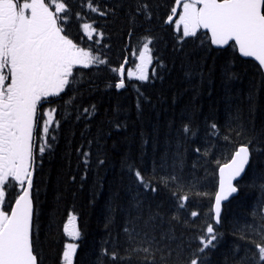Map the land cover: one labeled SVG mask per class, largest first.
I'll use <instances>...</instances> for the list:
<instances>
[{"label":"snow or ice","instance_id":"1","mask_svg":"<svg viewBox=\"0 0 264 264\" xmlns=\"http://www.w3.org/2000/svg\"><path fill=\"white\" fill-rule=\"evenodd\" d=\"M82 6L105 19L125 11L132 66L125 56L117 66L109 67L110 61L102 51L109 46L101 44L104 33L97 30L95 22H84L79 28L89 40L95 36L97 48L82 46V37L72 32L73 17L67 0H0V264H45L35 203L39 190L34 193L37 161L42 167L44 155L54 150L57 137L51 133L59 130L56 115L60 107L71 103L75 120L84 121L85 130L97 115L96 104L77 105L85 83L83 75L77 73L106 67L115 81L109 82L108 88L125 89L127 78L129 83L140 85L134 86L137 110L142 103L151 102L140 91L149 81V66L154 61L152 45L160 40L155 27H145L157 18L150 0H120L111 7L87 0ZM75 19L84 17L77 12ZM159 21L169 31L175 52L182 53L191 40L199 41L200 50L218 54L215 59L222 62L219 79L228 120L222 126L209 115L201 126L193 116L181 114L178 124L176 120L169 123L168 148L160 157L159 168L153 161L151 173L146 174L131 156L121 160L128 183L123 194L118 189L107 202L106 235L97 243L95 258L89 264H211L208 253L216 250L225 236L218 226L227 217L226 204L241 197L248 186L241 181L249 180L252 187L264 193V128L257 135L253 124L247 142L236 143L249 130L243 122V109L233 108L239 97L232 87L240 78L234 71L236 61L251 58L261 81L250 87L245 97L254 119L259 92L264 88V0H174ZM156 63L161 71L167 67L162 59ZM197 70L203 80L202 67L198 65ZM216 71L214 64L208 76ZM192 73L188 66L185 75ZM157 76L153 68L152 78ZM58 101L63 105H57ZM110 123L116 130L121 127L119 122ZM104 139L98 134L87 141V151L83 146L76 149L84 168L82 181L92 171L93 163L96 169L108 163L106 156L93 161L91 151L93 144L102 147L100 141ZM189 156L195 157L190 166ZM210 179L214 181L212 191H201ZM71 181L75 182L74 176ZM162 192L164 198L155 202ZM205 200L207 212L190 211L194 202ZM252 216V223L239 229L238 235L233 231L238 245L235 264H264V210L253 211ZM202 217L203 222L195 226V220ZM178 227L183 229L179 236ZM63 233L72 242L62 245L55 264H82L79 254L84 251L86 237L71 212ZM184 233L192 235L186 237ZM241 241L243 255L239 254Z\"/></svg>","mask_w":264,"mask_h":264},{"label":"trees","instance_id":"2","mask_svg":"<svg viewBox=\"0 0 264 264\" xmlns=\"http://www.w3.org/2000/svg\"><path fill=\"white\" fill-rule=\"evenodd\" d=\"M87 0H67L72 13V32L80 34L79 25L83 20L92 17L97 20V28L104 33L101 44L108 45L105 52L110 61L109 67H115L123 61V57L129 58L128 66L133 65L132 50L127 48L129 43L127 37V18L125 11L120 10L115 16L106 19L92 16L86 6ZM120 0H95L101 7H111L118 4ZM154 14L157 17L152 25L145 27H155L156 33L160 36L159 42L152 45L154 66L158 73L157 78H151L145 82L140 91L150 100V103H142L137 110V96L134 90L139 87V83L132 81L129 83L126 78V88L117 91L108 88L109 82L114 83L113 73L108 68L100 67L91 70L83 69L77 75H83L85 81L82 92L83 98L77 100V105L87 107L88 104L97 105V115L89 122L88 129L85 130L84 121L75 120L74 109L71 103L67 107H60L56 115V120L60 122L58 132L51 133L57 137L54 150L46 153L41 161H37L38 168L35 176V190H39L38 198L35 199L37 205L36 212L39 216L40 235L39 245L45 254V264H55L57 253L62 250V245L69 242L68 237L63 233V224L67 222L68 213L77 216V223L82 236L86 237L85 248L80 252L82 264H89L93 260V252L97 243L106 235L105 217L109 215L108 200L111 194L127 186L128 177L122 174L121 160L125 156H131L132 161L142 166L147 173L153 169V161L159 168L160 157L167 150L166 133L171 121L176 120L181 114L193 116L197 124L203 125L206 116H213L223 126L228 120V113L222 102L223 91L220 83V71L222 66L220 60H216L217 53H208L199 49V41L191 40L183 46L184 51L177 53L173 50V42L169 31L160 25L159 17L169 8L174 0H150ZM126 7V6H125ZM79 12L83 20H76L75 14ZM140 33H137L139 35ZM95 39L84 47L97 48ZM133 47L136 46V39L131 41ZM162 59L167 66L161 71L156 61ZM207 67H203V65ZM215 64L217 71L212 76H208V70ZM201 66L204 72V79L201 80L197 66ZM191 66L193 73L186 76L185 71ZM239 73V80L233 84L234 93L239 99L233 104V108L243 109V122L249 130V134L236 139V143H246L252 135L251 129L255 126V134H259L264 128V88L259 92L258 111L255 118L248 113V105L245 102L246 94L254 84L261 83L260 77L256 74L253 62L241 58L236 61L235 69ZM162 76L163 79L159 77ZM90 81V83H89ZM91 89L89 92L88 90ZM72 94L69 93V96ZM65 96V100L69 99ZM57 105H63V101H58ZM119 122L121 127L116 130L114 123ZM84 133L82 136L81 133ZM98 134L105 136L100 143L99 149L95 144L92 146L93 161L96 157H107L108 163L100 169H96L93 163L92 171L87 174L85 180H81L84 175V168L79 163L76 149L88 150V140L94 139ZM144 141H147L145 144ZM194 156H189L188 164L191 165ZM211 172V169H209ZM163 174V173H161ZM202 176L203 173L201 172ZM75 177V182L71 181ZM123 180V184L121 181ZM211 179L201 191H212ZM245 187V192L241 197L226 204L227 217L218 226V231L224 233V239L218 248L208 253L211 264H235L237 243L233 238V231L251 224L252 213H259L264 210V193L259 188L252 187L249 180L241 181ZM102 185V187H100ZM162 192L155 202L164 198ZM208 211V202L196 201L190 206V211ZM119 219L117 218V223ZM203 222L201 219L195 220V226ZM115 233V226L112 228ZM183 232L182 228H177V236ZM186 237L191 233H184ZM244 244L239 243L240 255H243Z\"/></svg>","mask_w":264,"mask_h":264},{"label":"rangeland","instance_id":"3","mask_svg":"<svg viewBox=\"0 0 264 264\" xmlns=\"http://www.w3.org/2000/svg\"><path fill=\"white\" fill-rule=\"evenodd\" d=\"M150 70H151V66H149V73H150Z\"/></svg>","mask_w":264,"mask_h":264}]
</instances>
